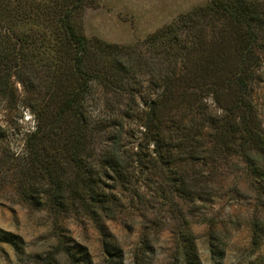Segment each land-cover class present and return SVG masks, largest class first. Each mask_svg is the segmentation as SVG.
Segmentation results:
<instances>
[{
	"label": "trees",
	"instance_id": "16d2710c",
	"mask_svg": "<svg viewBox=\"0 0 264 264\" xmlns=\"http://www.w3.org/2000/svg\"><path fill=\"white\" fill-rule=\"evenodd\" d=\"M84 5L85 0H0V103L21 99L32 116L23 152L12 158L14 185L34 207L58 216L84 214L97 224L123 207L117 191L129 184V165L118 151L123 125L108 116L92 121L86 99L95 84L106 93L131 95L130 102L141 107L136 120L148 164L165 178L171 194L185 188L179 171L188 162L247 150L264 153V134L247 100L254 65L264 60V1L208 0L153 32L147 43L174 44L169 49L179 46L174 51L180 56L173 53L151 85L143 82L145 72L143 80H133L115 66L130 54L129 46L84 37L79 21ZM201 18L222 20L226 51L221 40L203 41ZM194 53L198 61H187ZM99 128H111V143L94 159ZM180 249L183 264H199L188 234ZM105 251L113 257L116 249ZM63 253L70 264H86L69 249Z\"/></svg>",
	"mask_w": 264,
	"mask_h": 264
},
{
	"label": "rangeland",
	"instance_id": "374dc122",
	"mask_svg": "<svg viewBox=\"0 0 264 264\" xmlns=\"http://www.w3.org/2000/svg\"><path fill=\"white\" fill-rule=\"evenodd\" d=\"M207 2L85 0L79 21L85 38L129 46L130 54L114 65L130 72L133 80H143L145 72L143 82L151 85L179 46L170 50L174 44H150L147 38ZM199 24L205 25V43L224 42L222 20L201 18ZM179 32L184 37L187 30ZM220 46L227 50L224 43ZM197 58L194 53L187 61ZM249 80L247 100L264 134V60L254 65ZM16 87L20 91L19 84ZM91 91L86 104L92 121L108 116L123 125L118 151L129 165V184L117 187L123 207L100 224L84 214L58 216L48 208L34 207L14 185L12 158L23 152L25 135L34 125L32 116L21 99L0 103L5 135L0 138V264H70L63 249L86 264H183L180 246L186 234L195 244L199 264H264V153L247 150L188 162L179 171L185 188L171 194L165 178L158 177L148 164L149 151L136 120L141 107L130 102L127 93H106L97 84ZM99 129L91 147L94 159L111 143V128ZM255 228L259 229L256 235ZM106 246L115 247L113 257L106 253Z\"/></svg>",
	"mask_w": 264,
	"mask_h": 264
}]
</instances>
